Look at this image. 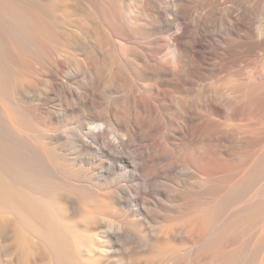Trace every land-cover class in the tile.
I'll use <instances>...</instances> for the list:
<instances>
[{"label":"bare ground","instance_id":"obj_1","mask_svg":"<svg viewBox=\"0 0 264 264\" xmlns=\"http://www.w3.org/2000/svg\"><path fill=\"white\" fill-rule=\"evenodd\" d=\"M0 264H264V0H0Z\"/></svg>","mask_w":264,"mask_h":264},{"label":"clouds","instance_id":"obj_2","mask_svg":"<svg viewBox=\"0 0 264 264\" xmlns=\"http://www.w3.org/2000/svg\"><path fill=\"white\" fill-rule=\"evenodd\" d=\"M76 127V126H72ZM87 130L95 133H104L107 132L109 134L108 139L113 141L114 143H118L117 136H116V130L114 125L111 124V122L105 123L103 121H88L87 122ZM78 134L83 138V142L86 145H91L92 141L89 137L84 135V132L82 129H77ZM108 232L110 234H113L114 232L120 231L118 227L115 225H109L107 228Z\"/></svg>","mask_w":264,"mask_h":264}]
</instances>
